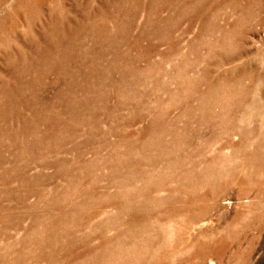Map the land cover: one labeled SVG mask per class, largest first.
<instances>
[{"label":"rangeland","instance_id":"374dc122","mask_svg":"<svg viewBox=\"0 0 264 264\" xmlns=\"http://www.w3.org/2000/svg\"><path fill=\"white\" fill-rule=\"evenodd\" d=\"M0 264H264V0H0Z\"/></svg>","mask_w":264,"mask_h":264}]
</instances>
